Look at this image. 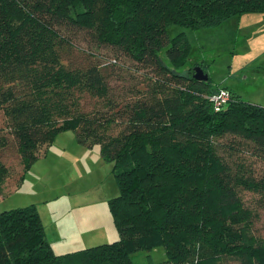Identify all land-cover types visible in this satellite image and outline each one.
I'll return each instance as SVG.
<instances>
[{"label":"trees","instance_id":"trees-1","mask_svg":"<svg viewBox=\"0 0 264 264\" xmlns=\"http://www.w3.org/2000/svg\"><path fill=\"white\" fill-rule=\"evenodd\" d=\"M246 13H264V0H0V152L17 150L16 187L72 131L113 163L118 195L108 208L119 235L56 254L35 204L16 207L0 212V264H132L158 247L166 264H264V177L234 154L250 145L264 160V106L209 75L195 80L193 68L207 66L190 64L187 37ZM64 28L155 66L156 78L126 110L85 111V94L106 98L107 84L99 66L69 61ZM222 89L230 99L216 110L209 97ZM9 176L0 160V185Z\"/></svg>","mask_w":264,"mask_h":264},{"label":"rangeland","instance_id":"rangeland-1","mask_svg":"<svg viewBox=\"0 0 264 264\" xmlns=\"http://www.w3.org/2000/svg\"><path fill=\"white\" fill-rule=\"evenodd\" d=\"M64 29V38L70 43L66 47L69 61L99 66L107 84L106 98L95 99L85 94V111L103 105L108 113L126 110L127 103L139 97L137 90L148 85L149 78H156L155 66L141 65L120 50L99 44L91 33ZM187 37L191 65L204 62L215 85L233 91L245 102L264 106V13H246L216 27L188 30ZM86 58L92 62L85 61ZM4 122L0 111V128ZM257 150L247 145L234 154L264 177V160L256 156L260 155ZM0 155V160L10 168V176L0 185V212L35 204L44 228L53 222L61 230L73 226L69 235L53 240L55 253L119 239L108 208L109 200L118 195L113 163L100 156L97 146L84 148L72 131L58 134L47 154L34 163L17 187L21 163L16 148L10 144ZM244 196L246 201L251 199L247 192ZM256 227L258 235L264 238L263 210L258 213ZM130 259L132 264H166L167 260L163 247L137 251Z\"/></svg>","mask_w":264,"mask_h":264},{"label":"crops","instance_id":"crops-1","mask_svg":"<svg viewBox=\"0 0 264 264\" xmlns=\"http://www.w3.org/2000/svg\"><path fill=\"white\" fill-rule=\"evenodd\" d=\"M74 225V223H73ZM74 230L73 226L70 229L61 230L57 222H53L51 225H48V228L45 227V232L47 235V238L52 243V249H53V240H57L58 237L63 236V234L69 235V231ZM62 232V233H60ZM55 253V252H54ZM56 254H64V253H56Z\"/></svg>","mask_w":264,"mask_h":264},{"label":"built area","instance_id":"built-area-1","mask_svg":"<svg viewBox=\"0 0 264 264\" xmlns=\"http://www.w3.org/2000/svg\"><path fill=\"white\" fill-rule=\"evenodd\" d=\"M210 101L214 105L216 110L223 108V106L229 101L230 95L227 90H220L216 94L209 97Z\"/></svg>","mask_w":264,"mask_h":264},{"label":"water","instance_id":"water-1","mask_svg":"<svg viewBox=\"0 0 264 264\" xmlns=\"http://www.w3.org/2000/svg\"><path fill=\"white\" fill-rule=\"evenodd\" d=\"M193 78L198 81H207L208 80V74L204 73L203 69L199 66H196L193 68Z\"/></svg>","mask_w":264,"mask_h":264}]
</instances>
